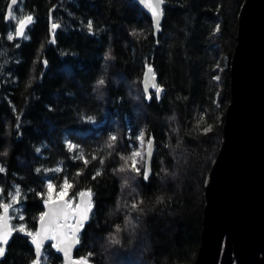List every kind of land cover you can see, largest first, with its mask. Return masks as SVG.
<instances>
[{
  "label": "trees",
  "instance_id": "16d2710c",
  "mask_svg": "<svg viewBox=\"0 0 264 264\" xmlns=\"http://www.w3.org/2000/svg\"><path fill=\"white\" fill-rule=\"evenodd\" d=\"M10 1L0 0V216L8 208L12 234L0 264H32L44 204L75 206L84 190L76 259L193 264L243 0H162L156 38L132 0H17L7 20ZM147 67L160 94L143 91ZM149 140L145 178L133 153ZM54 245L39 264H63Z\"/></svg>",
  "mask_w": 264,
  "mask_h": 264
},
{
  "label": "water",
  "instance_id": "95a60500",
  "mask_svg": "<svg viewBox=\"0 0 264 264\" xmlns=\"http://www.w3.org/2000/svg\"><path fill=\"white\" fill-rule=\"evenodd\" d=\"M132 2L149 18L156 38L163 20L162 0ZM9 5L12 0L7 20ZM23 20L24 35L32 19ZM23 35H17L15 29L16 40ZM142 88L146 95L157 89V77L149 67L144 70ZM229 97L223 139L203 187L202 229L193 264H264V0H243L239 10L236 44L229 62ZM154 154V140H149L144 159L147 175ZM80 194L75 206L64 198L44 204L43 220L39 219L29 241L35 254L32 264H39L42 248L52 236L63 264L86 261L76 259L74 252L90 218L92 196L85 190ZM0 232L6 233L7 241H0L4 249L1 259L12 234L8 209L0 216ZM34 239L40 243L39 252Z\"/></svg>",
  "mask_w": 264,
  "mask_h": 264
},
{
  "label": "snow or ice",
  "instance_id": "6c2138e0",
  "mask_svg": "<svg viewBox=\"0 0 264 264\" xmlns=\"http://www.w3.org/2000/svg\"><path fill=\"white\" fill-rule=\"evenodd\" d=\"M17 3V0H12V5H15ZM12 5H9V17H11L12 19H15V17L12 15V11H11V9H12ZM153 15L155 16V15H157V13L155 12V10L153 11ZM31 19H32V17L31 16H29V17H27V21H31ZM25 20H21L20 22H19V24H20V26L18 27V28H16V34L17 35H23V29H24V26H25ZM56 27V25L54 24L53 25V28H55ZM89 28H91V22H89ZM9 39H12V36L11 35H9V37H8ZM99 83H103V80H101ZM157 91H159V89H157ZM91 119V118H90ZM111 139L112 140H115V137H111ZM69 147L70 148H72V147H74V146H72V145H69ZM133 155L135 156V155H138V153H133ZM133 164H135V161H133ZM0 170H2V169H0ZM137 171H139L138 169H137ZM145 178H147V173H145ZM52 186L51 185H49V188H51ZM81 196H84V195H86V193H81L80 194ZM136 207V205H133V208H135ZM5 210H7V209H5ZM86 218V217H85ZM41 220H43V216L41 217ZM21 231H23V229L21 228L20 229ZM119 230V229H118ZM28 235H32V233H28ZM38 235V234H37ZM5 236H6V233H3V232H0V241H3L4 243H6L7 241H6V239H5ZM51 239H55L56 237L55 236H52V237H50ZM119 241H117V240H113V243H118ZM33 243H35L36 244V248H37V252H39V250H40V243L36 240V239H34L33 240ZM55 246V245H54ZM4 254V249L3 248H0V255H3ZM80 264H86V261H81L80 262Z\"/></svg>",
  "mask_w": 264,
  "mask_h": 264
},
{
  "label": "rangeland",
  "instance_id": "374dc122",
  "mask_svg": "<svg viewBox=\"0 0 264 264\" xmlns=\"http://www.w3.org/2000/svg\"><path fill=\"white\" fill-rule=\"evenodd\" d=\"M147 145H148V141H140L139 146H137L135 150V153H138V155H135L133 158L136 159L137 161H141V160L144 161Z\"/></svg>",
  "mask_w": 264,
  "mask_h": 264
},
{
  "label": "bare ground",
  "instance_id": "6f19581e",
  "mask_svg": "<svg viewBox=\"0 0 264 264\" xmlns=\"http://www.w3.org/2000/svg\"><path fill=\"white\" fill-rule=\"evenodd\" d=\"M165 176V175H164Z\"/></svg>",
  "mask_w": 264,
  "mask_h": 264
}]
</instances>
